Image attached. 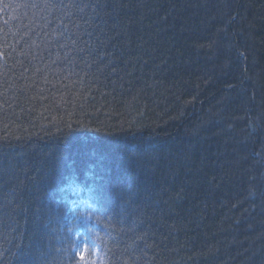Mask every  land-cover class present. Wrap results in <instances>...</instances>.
<instances>
[{
    "label": "trees",
    "instance_id": "1",
    "mask_svg": "<svg viewBox=\"0 0 264 264\" xmlns=\"http://www.w3.org/2000/svg\"><path fill=\"white\" fill-rule=\"evenodd\" d=\"M79 2L84 51L17 66L0 109V264H264V0Z\"/></svg>",
    "mask_w": 264,
    "mask_h": 264
},
{
    "label": "snow or ice",
    "instance_id": "2",
    "mask_svg": "<svg viewBox=\"0 0 264 264\" xmlns=\"http://www.w3.org/2000/svg\"><path fill=\"white\" fill-rule=\"evenodd\" d=\"M17 7L25 11L16 17L18 27L12 33V41L8 39L9 32H5L3 38L0 39V49H3L0 50V88L4 89L5 97L3 104H0V109L6 105L10 107L6 94L14 86L12 80L15 77L14 69L17 66L22 69L20 76H23L24 72L29 71V64L38 59L43 61L45 53L51 57L53 49H56V58L52 59V64H58L59 61L71 64L73 57L84 51V48H79L77 45L81 39L79 34L89 22L84 13L90 5L79 2V0H67V2L66 0H23ZM85 34L91 36L90 32ZM17 51L19 57L22 58H17L15 55ZM61 51L64 52L63 57L60 56ZM240 55L243 56L244 53L241 52ZM9 60H12L11 64H9ZM44 62L47 63V61ZM66 64L63 66H66ZM35 71L42 72L43 69L36 68ZM94 131L100 132L101 129L97 128ZM87 175L94 182L96 176L95 166L90 168ZM252 179L255 178L252 177ZM85 191L91 195L93 192L92 185L90 184L87 188H84L79 184L66 183L59 188L60 199L63 200L67 195H77ZM4 215L3 211L0 210V229H2L0 235L3 236L6 242L10 243L11 241L7 240V236L11 224L3 218ZM72 215L74 219L69 222L68 232H74L81 227L77 224L78 220H100V217H94L91 211L86 213L75 212ZM82 226L88 233L93 232V229L87 223ZM42 227H48V223L46 221L37 222L33 232V239L37 242V235ZM12 230L15 231V229ZM133 243L135 244L136 241H133ZM16 246L20 247V245ZM79 256L81 261L85 259L83 253H79Z\"/></svg>",
    "mask_w": 264,
    "mask_h": 264
},
{
    "label": "rangeland",
    "instance_id": "3",
    "mask_svg": "<svg viewBox=\"0 0 264 264\" xmlns=\"http://www.w3.org/2000/svg\"><path fill=\"white\" fill-rule=\"evenodd\" d=\"M76 209H77V206H74L72 207L71 211H70V215H69V222L74 219L73 217V213L76 212ZM77 224H79V220L77 221ZM74 235H75V238H77L78 241H80V237L82 236V228H79L78 230L74 231Z\"/></svg>",
    "mask_w": 264,
    "mask_h": 264
}]
</instances>
